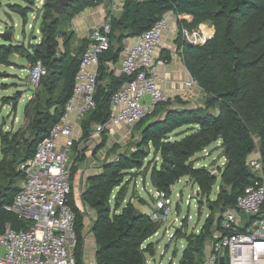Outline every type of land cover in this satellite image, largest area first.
Instances as JSON below:
<instances>
[{"label":"trees","instance_id":"obj_1","mask_svg":"<svg viewBox=\"0 0 264 264\" xmlns=\"http://www.w3.org/2000/svg\"><path fill=\"white\" fill-rule=\"evenodd\" d=\"M12 1L10 11L23 8L24 26L27 15L36 9L40 39L30 46L22 42L0 44V64L11 65L8 57L18 51L30 66L39 62L45 74L24 107L26 128L0 131V232L6 222L15 228L26 226L25 220L4 210L3 205L11 202L19 189L20 165L60 120L72 92L79 56L88 39L80 40L73 49L74 33L67 29L68 24L76 14L108 0H67L61 13L53 8L60 0H42L38 7L35 0H23L25 6L18 4V0ZM121 1L120 12L110 15L109 46L99 56L97 66L95 107L82 119L81 140L88 137L92 124L106 122L111 96L128 79L123 74H114L109 67L117 61L123 41L140 35L167 12L176 18V46L182 63L202 95L193 106L178 98L157 104L134 125L124 146L113 148L114 157L102 164L99 173L88 177V184L80 193L83 205L95 213L89 217V226L84 223L85 211L77 206L70 184L68 202L75 213L77 236L75 264H85L88 231L95 243L94 264H157L156 243L149 239L161 224L137 210L131 201L124 203L129 183L125 177L134 173L144 176L149 173L152 187L167 196L183 177L196 184L198 214L203 201L209 213L197 233L182 231L184 218L173 237L184 238L186 242L177 264H199L205 245L219 227L220 214L234 205L245 186L259 179L247 164L249 155L256 150L264 174V0ZM205 22L213 27L211 37L202 44L185 40V30L192 32ZM18 98H14L13 108ZM216 141L220 142L225 159L223 165L216 172L207 166H197L194 156ZM77 145L73 144L74 161L82 159L79 155L83 148L77 150ZM76 170L72 163L70 179ZM217 177L220 180L217 192L210 199Z\"/></svg>","mask_w":264,"mask_h":264},{"label":"built area","instance_id":"obj_2","mask_svg":"<svg viewBox=\"0 0 264 264\" xmlns=\"http://www.w3.org/2000/svg\"><path fill=\"white\" fill-rule=\"evenodd\" d=\"M170 13L163 14L124 45L120 74L128 79L111 96L106 122L93 124L87 140L120 125H135L168 99L158 82L157 67L162 61L155 56V50L169 29ZM109 21L110 15L92 31L80 54L72 92L60 120L20 165L19 189L3 209L25 220L26 226L15 228L11 222L4 224L0 232V264H75V213L68 202L70 154L77 120L95 107L97 66L99 56L109 46ZM195 30H185V40L202 44L209 38ZM29 73L36 87L45 70L37 62L30 66ZM247 164L259 179L245 186L234 205L220 214L219 227L205 245L199 264H264V174L259 157L248 158ZM152 197L151 219L165 220L170 212L169 196L155 190ZM173 221L181 224L178 217Z\"/></svg>","mask_w":264,"mask_h":264},{"label":"rangeland","instance_id":"obj_3","mask_svg":"<svg viewBox=\"0 0 264 264\" xmlns=\"http://www.w3.org/2000/svg\"><path fill=\"white\" fill-rule=\"evenodd\" d=\"M11 3H13L12 0H0V32H3L6 27L10 28V26H13V34L10 42H22L25 46H30L31 42L32 44H35L40 39V33L38 31L40 18H36V9L35 11L27 15V23L25 24V26L21 23V18L14 12L10 13L13 22L5 23L6 19L4 13L7 9L6 5ZM17 3L24 5L25 2L23 0H18ZM36 6H38V0H35V7ZM195 31L198 30L196 29ZM3 43H7V41H4L0 36V44ZM8 58L11 60V65L0 64V131L2 130L3 132L17 131L19 128H26L27 121L24 119L23 110L27 100L32 96L33 89L37 88L33 86V83L29 78L30 65L22 56V53L18 51L13 52ZM17 97L19 98L16 101V107L13 108L12 102L14 101V98ZM6 102L9 103L5 104ZM127 129L129 135L127 133L126 139L112 138L109 141H105L107 144L106 151L101 152L97 155V159H99V161L93 162L94 160H96V157L94 158V149H96V147L93 148V146H91V148H88L89 150H87L86 156L90 155V157H93L94 160H86L80 167V170L73 175L70 181H74L75 183H77V176H82V174L88 170H96L97 167L100 166V163L102 161L110 160L111 158H113V155H115V152L112 151L113 148L119 146L118 148L121 149L124 146V143L130 137V132L134 131V125L131 127L127 126ZM103 133L104 132L99 134L101 137L99 136L97 140H100V138L103 137ZM207 149L211 152V154L209 157H203V162L200 161V158L202 157H199L201 156V153H198L194 156V158L198 157L196 158L197 166H200V164L203 163L205 164L210 162L214 157H218V159L222 158L220 154L221 150L219 149V147H215L213 144ZM1 156L2 153L0 149V159ZM70 161V165L72 166L73 162L71 160V157ZM207 167L216 172L217 167H215L214 163L208 164ZM126 180H129V183L127 184L124 203L126 201H131L130 199L132 198V196L137 194L135 197H133L134 199H132L137 205H139V207L143 211H148L149 205H153L151 194H153L152 192L154 190L150 182L149 173H147L146 176L134 173V175L131 177L126 176L125 181ZM74 182V191H76L77 193V191L80 189H78V185H75ZM219 182V177H217L216 184L214 185L213 190L210 194V199H214ZM196 192V184L188 177L181 178L175 183V185L172 186L171 195L169 196L170 212L165 220L161 219L159 221L161 227L158 229L156 234H154L150 238L151 242L156 243L154 258L157 264L158 261L159 264L178 263L182 251L186 246V242L184 238L173 237V233L176 227L178 228L181 226L182 220L184 218H186V224L184 226V230L182 228V231H184L185 233H196L203 225L204 220L209 213V209L205 204V201H203L200 214H198ZM140 198L144 199L148 204H140ZM188 201L190 202L188 203ZM175 217H178L181 224L177 221H173ZM203 251L205 253V250Z\"/></svg>","mask_w":264,"mask_h":264},{"label":"crops","instance_id":"obj_4","mask_svg":"<svg viewBox=\"0 0 264 264\" xmlns=\"http://www.w3.org/2000/svg\"><path fill=\"white\" fill-rule=\"evenodd\" d=\"M42 3V0H38V6ZM20 4V3H19ZM21 6H25L26 4L24 3V5L20 4ZM121 5H122V1L121 0H108L107 2H103L98 6L95 7H89L86 8L85 10H83L82 12L76 14L75 16H73L68 24L67 29L71 30L74 33V38L72 41V47L73 49H76L79 45L80 40L86 38L88 39L90 37V31H93L95 28H97L99 26V24L102 22V20H104L105 17L109 16V15H117L120 10H121ZM36 6V7H38ZM32 13V12H30ZM109 13V15H108ZM169 18H170V22H169V29L165 32L162 41L160 43V45L156 48L155 50V56L157 57V59L159 61H162V64L159 65L157 67V75H158V82L161 86V88L163 89V91L167 94L168 98L170 100H175V99H181L183 101H187L188 104L190 106H193L194 104H197L200 102V97H201V90L198 87V85L196 83H191V81L193 80L192 77L190 76L188 70L186 69V67L183 65L181 57L178 53L177 50V46H176V38H177V26H176V18L174 16L173 13L169 14ZM7 28V27H6ZM197 30L199 31V34H203L204 36H210L213 33V27L209 24V23H201ZM201 30V31H200ZM132 41V38H126L123 41V47L125 44L129 43ZM123 47L122 50L119 54V57L117 59V61L115 63H110L109 67L110 69L114 72V74H120V61L123 57ZM166 58V59H164ZM85 117V115L77 120V126L75 129V142L77 143V150H80L83 148V152L81 155H79L82 159L81 160H77L74 161V151L72 150L70 157L71 160L73 162V164L75 166H77V170L74 174H76L79 170L80 167L82 166V164L90 159L91 161L94 160L93 157L86 156L87 155V150H89L88 148H91V146H93V148L96 147V149H94V158L96 157V160H94L93 162L99 161V159H97V155L101 152L106 151V140H110L112 138H116V139H126V135L128 132L127 126L125 125H120L117 127H114L110 130H106L105 133H103V137L100 138V140H97V138L100 136L99 134L93 138V139H85V140H81V136H82V127H81V122L82 119ZM93 125V124H92ZM91 125V128H92ZM126 130V131H124ZM132 132H130L131 134ZM101 137V136H100ZM215 147H219L220 142L216 141L215 143H213ZM211 144V145H213ZM210 145V146H211ZM209 147V146H208ZM207 147V148H208ZM204 149L201 153L202 157L200 158V161H202L204 158L209 157L211 152L208 151V149ZM220 149V148H219ZM93 150V149H92ZM221 150V149H220ZM221 154V152H220ZM259 152L256 150L254 152H252L249 155V158H258ZM114 157V155H113ZM204 157V158H203ZM221 159H218V157H214L211 159L210 162L208 163H203L200 164L203 166H208V164H215V167L218 166H222L225 159L224 157L221 155ZM198 158V157H196ZM195 158V159H196ZM112 159V158H111ZM105 162L102 161L100 163V166L97 167L96 170H88L86 172H84L82 174V176L79 175V177L77 176V183H75L74 181H70V184L72 185L73 188V192H74V196H75V201L77 206L81 209L85 211V218H84V223L85 225L89 226L90 224V219L89 217L95 216V213L92 210H89V208H87L85 205H83V203L80 200V193L81 191L86 187V185L88 184V177L94 174H97L101 171V167L102 164ZM203 162V161H202ZM92 171V172H91ZM81 177V178H80ZM74 184L78 185V190L77 193L76 191H74ZM80 187V188H79ZM155 188L153 190L152 193H154ZM137 194L133 195V197H135ZM131 200V203L135 206V208H137V210H139L140 212L143 213H147L149 214L150 210L153 208V205H149V209L148 211H143L139 205H137L134 202V198ZM141 202L140 204L142 205H146L148 204L144 199H139ZM151 200L153 203V197L151 194ZM150 241V239H149ZM94 251H95V243H94V238L91 232H87L86 236H85V243H84V263L85 264H90L92 262H94ZM159 264V261H158Z\"/></svg>","mask_w":264,"mask_h":264},{"label":"water","instance_id":"obj_5","mask_svg":"<svg viewBox=\"0 0 264 264\" xmlns=\"http://www.w3.org/2000/svg\"><path fill=\"white\" fill-rule=\"evenodd\" d=\"M66 3H67V0H60V2L58 4H53L54 11L56 13H61V11L65 7ZM6 8L7 9H6L5 13H4L5 14V19H6L5 23H7V22L8 23H12L13 22V19H12L11 14H10L11 12L16 13L21 18V23L22 24L25 22L24 19H23V8H21L19 11H10L9 10V4L6 5ZM91 32L92 31H90V33ZM12 34H13V30H11L10 28H6L3 32H0L1 38H3L7 42L11 41ZM212 34L209 37H211ZM80 58H81V55L79 56V59ZM155 164H156V162H154V165ZM214 175H216V173H214ZM196 195H197V192H196ZM220 263H223V258L222 257L220 258Z\"/></svg>","mask_w":264,"mask_h":264}]
</instances>
